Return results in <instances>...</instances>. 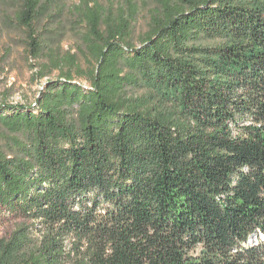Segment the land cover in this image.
Returning a JSON list of instances; mask_svg holds the SVG:
<instances>
[{
    "label": "trees",
    "instance_id": "trees-1",
    "mask_svg": "<svg viewBox=\"0 0 264 264\" xmlns=\"http://www.w3.org/2000/svg\"><path fill=\"white\" fill-rule=\"evenodd\" d=\"M151 1L0 0L61 71L0 102V264H264V0Z\"/></svg>",
    "mask_w": 264,
    "mask_h": 264
},
{
    "label": "rangeland",
    "instance_id": "rangeland-1",
    "mask_svg": "<svg viewBox=\"0 0 264 264\" xmlns=\"http://www.w3.org/2000/svg\"><path fill=\"white\" fill-rule=\"evenodd\" d=\"M70 5L78 0H68ZM107 4L110 0H101ZM116 1V0H115ZM143 1V0H142ZM146 4L153 7V1L145 0ZM14 5L0 4V102L6 100L8 103H33L39 97L41 91L50 79H58L60 70L48 68V76L41 78V68L47 63L46 59L40 62L31 59L27 51V35L9 16L5 18L2 11H11ZM147 12H141L136 25V36L145 31L147 22ZM43 25L54 32H45V47H52L60 53L76 55L79 63H84L79 54L82 47L81 34L85 31V26L78 23L69 16L56 18L54 23H44ZM42 26L41 28H43ZM38 64V66H34ZM75 83L87 86V82L75 78ZM15 226V220H0V239L8 238Z\"/></svg>",
    "mask_w": 264,
    "mask_h": 264
}]
</instances>
